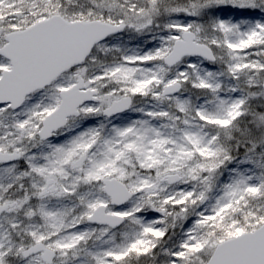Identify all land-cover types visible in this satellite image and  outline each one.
I'll list each match as a JSON object with an SVG mask.
<instances>
[{"label": "snow or ice", "instance_id": "6c2138e0", "mask_svg": "<svg viewBox=\"0 0 264 264\" xmlns=\"http://www.w3.org/2000/svg\"><path fill=\"white\" fill-rule=\"evenodd\" d=\"M0 264H264V0H0Z\"/></svg>", "mask_w": 264, "mask_h": 264}]
</instances>
